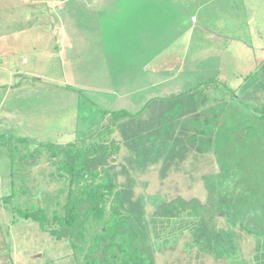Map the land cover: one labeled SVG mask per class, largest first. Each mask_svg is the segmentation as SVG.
<instances>
[{"label": "trees", "instance_id": "16d2710c", "mask_svg": "<svg viewBox=\"0 0 264 264\" xmlns=\"http://www.w3.org/2000/svg\"><path fill=\"white\" fill-rule=\"evenodd\" d=\"M259 87L263 86L250 90L258 107L251 110L255 117L248 121L223 119L229 113L226 106L210 104L208 96L203 98L202 108L195 89L149 99L136 112L98 111V117L84 113L77 102L75 131L86 138L80 144L48 147V161L64 180L59 191L65 195L62 212L53 211L49 217L45 208L21 209L11 204L13 196L4 198L10 205L6 208L14 218L31 221L56 241L68 242L80 264H156L158 253L174 250L182 239L189 259L196 249L195 258L208 255L227 264H264V167L257 159L249 162L248 155L238 156L243 162L236 165L223 162L225 150L221 149L228 139L246 143L250 130L264 129V99L257 95ZM115 133L120 140L111 138ZM31 141L0 134V146L9 153L18 144ZM122 149L125 156L118 162L115 157ZM207 155L220 164L216 172L201 176L203 202L180 196L167 200L160 192L145 195L135 191L139 183L145 185L139 180L141 175L151 169L157 170L163 184L188 158L194 171ZM240 231L253 237L250 260L239 250Z\"/></svg>", "mask_w": 264, "mask_h": 264}, {"label": "rangeland", "instance_id": "374dc122", "mask_svg": "<svg viewBox=\"0 0 264 264\" xmlns=\"http://www.w3.org/2000/svg\"><path fill=\"white\" fill-rule=\"evenodd\" d=\"M229 1H234L236 4V7H233L235 11H231L230 17L235 18L236 11L241 9L240 16L245 17L248 12L253 14L257 22L264 19V0H217V6L220 7L221 4L219 12H216L218 17H224L221 15L223 11L227 12L224 6ZM68 6V0L65 3L61 0H0V116L8 118L6 124L0 122V134L22 141L24 138L32 139L31 142L18 144L12 151V159L10 158L12 152L9 153L6 147L0 146V264H80L81 259H76L68 242L56 241L31 221L14 218L6 208L10 205L5 203L4 198L13 196L11 204L21 209L41 207L46 209L49 217L53 211L60 214L65 195L59 191L63 189L64 180L57 177L56 166L48 161L50 154L48 147L64 142L80 144L86 138V134L74 131V127L71 126L69 119L72 114V103L79 102L84 113L98 117V111L106 109L136 112L145 101L142 100V104L138 105L119 103L114 98L110 96L106 98L102 94L112 95L113 91L95 88L79 90L80 84H73L76 80L68 76L71 64L66 66L65 70L60 67L58 64L60 60L54 49L59 43L57 36L66 33L63 28L66 27V22H69ZM216 9L218 8H214L215 11ZM60 13L63 15L59 16ZM254 25L255 22L248 28V31L250 30L248 44L251 46V51L254 50L256 57L260 59L264 57V25L256 27ZM77 31L83 32L79 24ZM259 35H262L263 40L259 39ZM239 36L247 37L245 33H240ZM197 38L199 42L195 39L192 41L190 55L192 57L200 55L198 60L205 58L210 62L216 56L210 53L211 48H225L228 50L224 52L226 55L236 54L242 49L239 44L232 41L221 40L219 44L213 43L210 35H207L206 39L199 36ZM204 50L209 51V55L204 56ZM243 52L245 54H239L238 58L244 63L233 69L232 76L237 78L248 76V66L245 62L249 53ZM236 70L239 72H235ZM249 75L252 77L250 85L255 83V88L262 85L264 90V79L258 85L256 80L257 78L261 80L259 76L263 78L264 74L257 72ZM78 81L84 86L85 83L96 80L95 78L86 80L82 77ZM188 82L196 83L190 80ZM249 82H245V86L240 90H210L206 95L209 102L215 101L216 98L222 108L226 106L225 110L229 113L224 115L225 118L238 119V121L245 118L248 121V118L254 119L251 110L257 106L255 105L257 102L251 97ZM70 83L78 89L74 95L68 90ZM11 84H19V87L8 89L7 86ZM170 84L179 86L180 81L172 80ZM6 90H8L7 95H5ZM233 93L237 97L235 100ZM237 125L238 129L242 130L241 124ZM247 135L246 143L235 138L222 143L221 149L225 150L223 162L236 165L243 162L242 158L237 159L238 156L248 155L252 158L249 162L252 163L257 159L264 167V129L250 130ZM111 138L120 140L117 133ZM25 155L28 159H23ZM29 156H34V160L29 159ZM124 156L125 152L122 149L115 157L116 161H123ZM211 158V155H207L206 158L201 159L194 171L190 165L192 160L188 158L180 170H172L163 184L160 183L157 170L151 169L139 179L145 185L139 183L135 191L145 195L160 192L167 200L180 196L183 199L197 198L203 202L205 191L201 176L211 171L216 172L220 164ZM118 180L121 182L123 177L119 176ZM146 210L150 212L152 209L147 206ZM240 232L239 250L245 260H250L253 254V237ZM183 242L184 239L179 241L174 250L158 253L156 264H188L189 260V264H227L215 261L208 255L195 258L196 249H192L189 259L188 251L182 246Z\"/></svg>", "mask_w": 264, "mask_h": 264}, {"label": "crops", "instance_id": "0c3cea01", "mask_svg": "<svg viewBox=\"0 0 264 264\" xmlns=\"http://www.w3.org/2000/svg\"><path fill=\"white\" fill-rule=\"evenodd\" d=\"M68 3L69 22L63 28L66 33L57 36L59 43L54 49L60 67L65 70L71 64L67 74L76 80L74 85L80 84L79 90L95 88L113 91L112 95L102 94L119 103L138 105L142 104V100L145 103L152 98H165L195 89L197 102L203 108V98L208 91L240 90L247 81H250L247 85L251 90L255 88V83L250 85L252 77L249 74H264V57L258 59L248 44V28L253 22L255 27L264 25V19L257 22L248 12L245 17L240 16L241 9L236 11L235 18L230 17L233 7H236L234 1L224 6L227 12L220 14L224 17L216 14L221 8V4L217 6V0H68ZM214 8L218 9L215 11ZM78 24L83 32L77 31ZM240 33H245L247 37L239 36ZM207 35L213 43L232 41L242 49L236 54L226 55L224 52L228 50L225 48H211L210 53L216 56L210 62L205 58L198 60L200 55L192 57L193 39L199 42L197 36L206 39ZM259 39L263 40L262 35ZM243 51L249 53L245 62L248 76L237 78L232 76L233 69L244 63L238 58L239 54H245ZM205 55H209V51L204 50ZM82 77L86 80L95 78L96 81L82 86L78 81ZM259 77L261 80H256L261 82L264 77ZM176 79L180 81L179 86L170 84ZM189 80L196 83H189ZM71 84L68 90L74 95L78 89ZM16 87L19 84L7 86L11 90ZM262 92L261 89L258 97L264 96ZM209 103L220 105L219 101ZM76 104L73 102L70 107L72 114L69 119L74 131L78 121ZM7 121L6 116H0L2 124Z\"/></svg>", "mask_w": 264, "mask_h": 264}]
</instances>
